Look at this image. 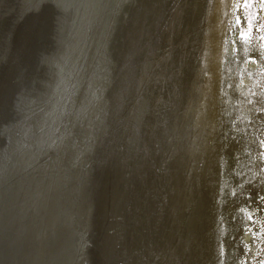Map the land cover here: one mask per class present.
I'll list each match as a JSON object with an SVG mask.
<instances>
[{"label": "bare ground", "instance_id": "1", "mask_svg": "<svg viewBox=\"0 0 264 264\" xmlns=\"http://www.w3.org/2000/svg\"><path fill=\"white\" fill-rule=\"evenodd\" d=\"M235 2L120 0L101 74L76 86L87 74L92 3L29 0L3 10L12 21L0 30L8 45L0 65L26 48L27 24L13 41L21 15L56 9L48 60L30 77V97H39L0 135L32 125L28 141L19 139L28 154L18 171L30 179L55 158L50 168L59 169L65 144L73 150L56 177L42 178L41 193H72L75 264H251L264 251V75L231 60ZM14 140L6 163L24 153Z\"/></svg>", "mask_w": 264, "mask_h": 264}, {"label": "water", "instance_id": "2", "mask_svg": "<svg viewBox=\"0 0 264 264\" xmlns=\"http://www.w3.org/2000/svg\"><path fill=\"white\" fill-rule=\"evenodd\" d=\"M28 1L0 0V30L9 26L12 21V13L7 12L5 15L2 13L3 10H9L11 4L18 10L21 8L23 10ZM119 1L87 0L84 5L87 7L89 2L92 3L89 12L84 11L86 23L83 24L85 26L83 36L88 34L92 38L91 47L85 53L87 74L82 81H77L72 86L85 84L86 77L92 79L101 74L103 52H106V46L113 44L111 41L115 36ZM50 7L40 9L38 12L27 10L20 17L21 25L13 35V41L17 44L27 25L29 35L26 38V48L15 57L8 55V62L0 65V127H5L11 116L33 105L39 97L36 92L30 97L29 88L33 86L30 77L35 75L32 74L33 69H39L48 60L45 34L50 15L56 12L52 5ZM109 9L112 11L109 12ZM82 40L83 37L79 46ZM79 46L71 47L70 51L75 53ZM7 52L6 41L0 40V58ZM45 71L49 72V69ZM75 96L71 95L69 99L72 101ZM31 126L30 123H26L19 130H16V127L7 131L3 129L0 135V264H75L73 241L76 236V222L72 193L67 189L65 192L67 198L64 199L61 190L58 189L41 193L42 178L47 175L45 178L47 182L48 179L56 177L64 162L73 156V150L65 144L67 147L63 151L59 169H51L58 166L55 158L49 166H43V175L40 172L35 178L21 177L19 165L28 152L19 139H23L24 143L28 141ZM55 135L59 136V131H56ZM16 137L24 153L6 163L9 154L19 149L14 140ZM43 142L33 151L38 152V149L47 143Z\"/></svg>", "mask_w": 264, "mask_h": 264}, {"label": "rangeland", "instance_id": "3", "mask_svg": "<svg viewBox=\"0 0 264 264\" xmlns=\"http://www.w3.org/2000/svg\"><path fill=\"white\" fill-rule=\"evenodd\" d=\"M258 9H259V5H257V7L256 8H254L252 11L255 13V12H257L258 11ZM260 14H259V17H260V19H259V23L260 24H264V11L262 12V11H260L259 12ZM234 31H232L233 33V40H232V45H231V50H233L232 52H231V60H232V62H233V65L234 64H236L237 62V65H240V63L242 64V65H240L241 67H243V65H244V67L249 71L250 70V72H251V74H252V76L253 75H257V74H259V75H262V73H263V75H264V56H263V54H264V51H263V54L262 55H260L259 56V54H258V51L256 50V47H254V45H256L259 49H261V51H262V48H261V45H264V41H261L260 42V40L257 38L260 34H264V30H262L260 33H257V32H255V30L253 31V33H252V36H253V39H252V42H251V44L250 45H246L245 46V44H243L241 41H239V37H238V34H237V32H235L236 30L235 29H233ZM236 34H235V33ZM231 34V35H232ZM254 39H255V41H254ZM236 41L235 43L233 42V41ZM259 40V41H258ZM234 44V45H233ZM235 44H237V47H236V45ZM240 45V46H239ZM246 47L247 48V54H246V57L244 58L243 57V55H241L240 56V53H239V51L241 50V48L242 47ZM250 47V48H249ZM249 48V49H248ZM252 48H254L255 50H253ZM240 49V50H239ZM253 50L254 52H251V51ZM237 51H238V54H239V57H238V54H236L237 53ZM252 53H256V54H253V55H251ZM250 54V55H249ZM254 55H256L255 56V58L258 60H256L255 61V58H252V57H254ZM235 56V57H234ZM233 57V58H232ZM243 59H242V58ZM236 61H234V60ZM239 59H240V61H239ZM242 59V60H241ZM238 60V61H237ZM242 61V62H241ZM249 61V62H248ZM240 62V63H239ZM250 62H251V64H250ZM253 62V63H252ZM249 64V65H248ZM252 64H254L253 66H252ZM249 66V67H248ZM263 66V67H262ZM254 69V70H253ZM263 79H264V76H263ZM261 93L264 95V83H263V87L261 88ZM263 103H264V99H263ZM263 201H264V199H263ZM255 210V209H254ZM254 210H249L248 211V215L251 217L252 216V214H254ZM263 232V230L261 231V230H259V233L261 234ZM246 261V259L245 258H243V260H242V262H241V264H243L244 262ZM251 264H264V251H260V253H259V251H257L256 253H255V258L254 259H252V261H251Z\"/></svg>", "mask_w": 264, "mask_h": 264}, {"label": "snow or ice", "instance_id": "4", "mask_svg": "<svg viewBox=\"0 0 264 264\" xmlns=\"http://www.w3.org/2000/svg\"><path fill=\"white\" fill-rule=\"evenodd\" d=\"M257 5H259V9L254 13L252 10ZM233 7L236 13L234 25L238 33L239 41L245 45H250L253 39V31L255 30V32L260 33L264 30V24L259 23V12L264 11V0H236ZM257 38L260 41H264V34L259 35ZM233 42L235 43L236 41L234 40ZM261 48L264 51V45H261ZM253 236H255V233H253Z\"/></svg>", "mask_w": 264, "mask_h": 264}]
</instances>
